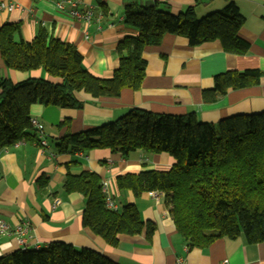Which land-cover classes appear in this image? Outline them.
Instances as JSON below:
<instances>
[{
  "label": "trees",
  "instance_id": "trees-1",
  "mask_svg": "<svg viewBox=\"0 0 264 264\" xmlns=\"http://www.w3.org/2000/svg\"><path fill=\"white\" fill-rule=\"evenodd\" d=\"M95 1L107 14L106 3ZM122 3L125 23L136 33L119 42V65L109 78L91 73L75 44L55 37L43 26L32 40L23 37L18 23L0 27V54L6 68L42 69L55 79L29 77L14 82L0 77V150L30 138L40 141L37 133H31L35 104L81 109L84 101L77 98V92L117 98L125 89L139 90L147 70L143 53L167 34L183 36L193 47L219 41L228 53L243 55L250 49V42L240 33L246 18L234 0L202 17L194 7L173 14L159 2L149 6L140 0ZM262 77L260 69L217 74L213 89L203 92L204 99L216 101L229 89L256 85ZM56 147L59 153L97 148L124 156L137 149L169 153L175 160L170 169L118 175V188L130 190L137 198L150 191L163 193L177 231L192 248H206L220 238L237 239L242 234L250 243L264 242V111L232 115L215 124L199 120L195 112L165 114L133 108L117 120L64 135ZM103 187L102 177L94 171L67 173L64 191L85 198L83 225L114 247L120 234L145 231L150 238L156 227L141 217L136 204L128 203L121 210L109 208ZM0 264L119 263L94 249L56 241L2 255Z\"/></svg>",
  "mask_w": 264,
  "mask_h": 264
},
{
  "label": "crops",
  "instance_id": "crops-1",
  "mask_svg": "<svg viewBox=\"0 0 264 264\" xmlns=\"http://www.w3.org/2000/svg\"><path fill=\"white\" fill-rule=\"evenodd\" d=\"M0 1L20 5L12 11L0 10V27L18 23L26 40H32L40 27H45L55 37L75 44L87 69L99 77L113 75L119 65L116 53L119 42L136 33L125 23L122 0H103L107 14L100 11L95 0H81L80 10L93 9L90 22L60 12L59 0ZM148 1L140 0L142 5ZM152 1L173 14L194 7L197 16L202 17L222 9L229 0ZM234 1L246 18L240 32L251 45L246 54L228 53L219 41L193 47L187 38L167 34L160 44L145 49L147 70L139 90L125 89L117 98H93L86 92H77V98L84 101L81 109L32 106V116L44 125L47 145L30 138L0 150V219L13 229L28 223L25 234L28 248L65 242L76 248L94 249L119 264H264V242L250 243L242 234L237 239L220 238L206 248H192L177 231L164 194L152 196L147 192L137 198L130 190L118 188V175L170 169L175 160L169 153L137 149L124 156L106 148L59 153L56 147L64 135L117 120L133 108L165 114L195 112L199 120L215 124L232 115L264 111V77L256 85L229 89L216 101L204 99L203 92L213 89L217 74L228 70L264 71V0ZM0 77L14 82L29 77L55 81L42 69L29 72L8 69L1 54ZM63 121L66 122L60 126ZM84 170L102 177L117 209L135 203L141 217L155 225L154 234L150 238L145 231L120 234L114 247L84 226V196L66 193L63 188L69 171L78 174ZM22 248L15 233L0 232V256Z\"/></svg>",
  "mask_w": 264,
  "mask_h": 264
},
{
  "label": "built area",
  "instance_id": "built-area-1",
  "mask_svg": "<svg viewBox=\"0 0 264 264\" xmlns=\"http://www.w3.org/2000/svg\"><path fill=\"white\" fill-rule=\"evenodd\" d=\"M80 3H81V0H59L57 2V8L60 12L67 13L73 19H80V20L90 22L92 18L94 17L93 9L89 8L87 10L82 11L79 9ZM19 6L20 5L18 3H5V2L0 1V10L6 9V10L12 11L14 9L19 8ZM99 18H101V15H99ZM31 124H32L33 131L37 133V135L40 138L39 143L42 146H46L47 140L45 138V130H44L43 123L39 121V119H37L36 117H32ZM20 142L22 141H19L16 144H19ZM103 190L106 193L107 206L111 209H117L116 204L114 203V201L112 200V198L110 197L108 193L107 187L104 186ZM149 193L152 196H160L163 194L158 191H150ZM28 230H29V225L26 222L13 229L6 221L0 219V232L5 233V234L15 233L18 237L19 242L24 246V248H28L27 240L25 238V234H27ZM36 248H39V246H37Z\"/></svg>",
  "mask_w": 264,
  "mask_h": 264
},
{
  "label": "water",
  "instance_id": "water-1",
  "mask_svg": "<svg viewBox=\"0 0 264 264\" xmlns=\"http://www.w3.org/2000/svg\"><path fill=\"white\" fill-rule=\"evenodd\" d=\"M147 5H153V1L152 0H150V1H148V3H146Z\"/></svg>",
  "mask_w": 264,
  "mask_h": 264
},
{
  "label": "rangeland",
  "instance_id": "rangeland-1",
  "mask_svg": "<svg viewBox=\"0 0 264 264\" xmlns=\"http://www.w3.org/2000/svg\"><path fill=\"white\" fill-rule=\"evenodd\" d=\"M202 16V15H201ZM199 17V16H198Z\"/></svg>",
  "mask_w": 264,
  "mask_h": 264
}]
</instances>
